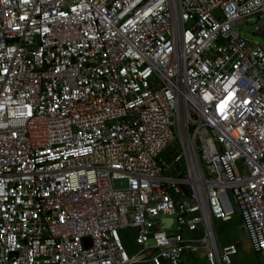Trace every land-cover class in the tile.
<instances>
[{"label": "built area", "instance_id": "1", "mask_svg": "<svg viewBox=\"0 0 264 264\" xmlns=\"http://www.w3.org/2000/svg\"><path fill=\"white\" fill-rule=\"evenodd\" d=\"M251 16L264 0H0V264H230L212 220L235 213L264 264Z\"/></svg>", "mask_w": 264, "mask_h": 264}, {"label": "rangeland", "instance_id": "2", "mask_svg": "<svg viewBox=\"0 0 264 264\" xmlns=\"http://www.w3.org/2000/svg\"><path fill=\"white\" fill-rule=\"evenodd\" d=\"M263 23V18L256 20L254 16H251L234 21L233 28L250 43L257 44L264 54V41L252 35V32ZM124 184V181H121L120 184L118 181L113 183L115 188L123 186ZM212 229L217 238L218 245L223 241H231L235 245L237 253L231 257L230 264H257V257L249 249L248 240L240 227V222L236 213L232 216L230 221L225 223L212 220ZM199 237L200 234L194 233L192 239H198ZM191 245L200 247L201 243L197 241L191 243ZM180 264H207L204 251L202 249L196 252L185 250L182 254Z\"/></svg>", "mask_w": 264, "mask_h": 264}, {"label": "water", "instance_id": "3", "mask_svg": "<svg viewBox=\"0 0 264 264\" xmlns=\"http://www.w3.org/2000/svg\"><path fill=\"white\" fill-rule=\"evenodd\" d=\"M253 36H257L259 38H261L264 41V23L262 25H260L257 29H255L252 32ZM185 174H181L178 176L179 179H185ZM181 191L187 195L190 196V189L187 185H179ZM161 222L164 223V225H168L170 223V219H163L161 220ZM201 227L198 226V229H200ZM119 237H120V241L127 253V255L131 256L134 255L135 253L139 252V247L135 244L134 241V237H133V233L130 229H124V230H120L119 231ZM88 240H84V243L86 244ZM135 264H147V263H135Z\"/></svg>", "mask_w": 264, "mask_h": 264}, {"label": "trees", "instance_id": "4", "mask_svg": "<svg viewBox=\"0 0 264 264\" xmlns=\"http://www.w3.org/2000/svg\"><path fill=\"white\" fill-rule=\"evenodd\" d=\"M250 249V248H249ZM252 252V251H251ZM253 253V252H252ZM254 254V253H253ZM256 257H257V264H259V257L256 255V254H254Z\"/></svg>", "mask_w": 264, "mask_h": 264}, {"label": "crops", "instance_id": "5", "mask_svg": "<svg viewBox=\"0 0 264 264\" xmlns=\"http://www.w3.org/2000/svg\"><path fill=\"white\" fill-rule=\"evenodd\" d=\"M181 263V262H180Z\"/></svg>", "mask_w": 264, "mask_h": 264}]
</instances>
